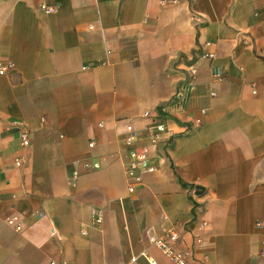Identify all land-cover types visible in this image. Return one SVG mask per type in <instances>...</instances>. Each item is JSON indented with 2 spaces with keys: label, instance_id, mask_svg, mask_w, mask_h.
<instances>
[{
  "label": "crops",
  "instance_id": "obj_1",
  "mask_svg": "<svg viewBox=\"0 0 264 264\" xmlns=\"http://www.w3.org/2000/svg\"><path fill=\"white\" fill-rule=\"evenodd\" d=\"M0 60V264H172L171 226L203 264H264V0H0ZM147 110L174 137L130 193Z\"/></svg>",
  "mask_w": 264,
  "mask_h": 264
},
{
  "label": "built area",
  "instance_id": "obj_2",
  "mask_svg": "<svg viewBox=\"0 0 264 264\" xmlns=\"http://www.w3.org/2000/svg\"><path fill=\"white\" fill-rule=\"evenodd\" d=\"M41 9L47 13H51L55 10V7L42 5ZM204 56L209 59H214L215 54L205 53ZM9 69L10 64L7 61L0 60V75H6ZM188 71L190 77L195 78L198 73V67L195 63H191ZM214 75L219 77L220 73L216 71ZM211 95L215 96L216 92L214 90L211 91ZM142 118L146 119V123L142 127H137L133 121L124 123L123 144L127 147L129 155L125 173L128 180V191L130 193L137 191L146 175L152 174L157 170V156L154 152H156L160 144L169 142L174 137V133H172L168 125L169 118L163 111L157 110L152 112L147 110L143 113ZM197 122H200V119H197ZM189 129L190 127H186L184 131H188ZM19 136L21 146L28 148L31 144V138L26 124L20 125ZM89 145L93 146L94 142L91 141ZM22 162L23 159L21 157L15 160L17 166H21ZM86 165L89 166L90 164L86 162ZM100 166L98 162L91 165L94 169H99ZM80 175L81 173L77 167H74L70 171L68 182L72 187L77 185ZM92 215L96 224L102 223L103 215L100 208L93 207ZM7 221L17 231L24 229V219L20 214L9 217ZM257 224L260 225V223ZM202 239V234L194 235L195 244H188L181 248L179 243L184 241L183 235L177 227L171 226L159 235H152L150 237V243L159 249L172 264H195L196 261L203 264L202 259L196 258L194 249V246L200 244ZM148 259L150 264H156L152 258L149 257Z\"/></svg>",
  "mask_w": 264,
  "mask_h": 264
}]
</instances>
